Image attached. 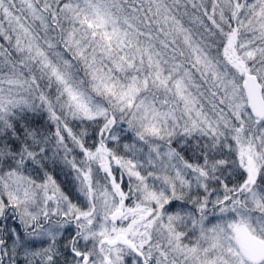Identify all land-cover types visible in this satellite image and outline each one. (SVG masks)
Returning <instances> with one entry per match:
<instances>
[{
    "label": "snow or ice",
    "instance_id": "6c2138e0",
    "mask_svg": "<svg viewBox=\"0 0 264 264\" xmlns=\"http://www.w3.org/2000/svg\"><path fill=\"white\" fill-rule=\"evenodd\" d=\"M0 264H264V0H0Z\"/></svg>",
    "mask_w": 264,
    "mask_h": 264
}]
</instances>
